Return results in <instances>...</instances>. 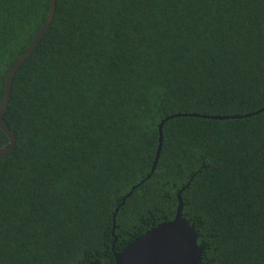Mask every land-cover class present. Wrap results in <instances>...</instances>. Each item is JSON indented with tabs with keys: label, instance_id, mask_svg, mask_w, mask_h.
Instances as JSON below:
<instances>
[{
	"label": "trees",
	"instance_id": "16d2710c",
	"mask_svg": "<svg viewBox=\"0 0 264 264\" xmlns=\"http://www.w3.org/2000/svg\"><path fill=\"white\" fill-rule=\"evenodd\" d=\"M50 5L0 0V106ZM263 107L264 0H57L5 114L0 264H115L180 199L201 264H264V112L168 121L151 175L167 116Z\"/></svg>",
	"mask_w": 264,
	"mask_h": 264
},
{
	"label": "water",
	"instance_id": "95a60500",
	"mask_svg": "<svg viewBox=\"0 0 264 264\" xmlns=\"http://www.w3.org/2000/svg\"><path fill=\"white\" fill-rule=\"evenodd\" d=\"M56 9L57 0H51L50 10L44 25L26 52L19 58L8 74L5 94L0 106V127L8 136L9 143L6 147L0 149V158L10 153L14 149L17 142L16 134L11 130L5 120V114L12 97L14 77L50 28V25L55 18ZM262 112H264V107L255 112L244 115H200L195 113H177L167 116L159 124V145L151 175L155 172L161 157L164 145V128L168 121L188 116L221 121L244 119L253 117ZM151 175H149L148 178H150ZM144 182L145 181H142L138 185H135L127 194L126 198L131 196L133 192ZM113 236L116 237L115 225ZM198 240L199 234L194 225L183 217V202L180 199V206L178 207L175 219L169 222L161 223L157 227H153L140 237L136 238L133 242L129 243L121 252H116L114 255L115 264H201L205 254V247L203 244L199 245ZM113 248H115V243L113 244ZM91 264L102 263L94 261Z\"/></svg>",
	"mask_w": 264,
	"mask_h": 264
},
{
	"label": "clouds",
	"instance_id": "9594fccd",
	"mask_svg": "<svg viewBox=\"0 0 264 264\" xmlns=\"http://www.w3.org/2000/svg\"><path fill=\"white\" fill-rule=\"evenodd\" d=\"M182 201V200H181ZM183 202V201H182ZM178 210V209H177ZM175 219V218H174ZM188 221V220H187ZM116 241H118L117 237H115V241L114 243L116 244ZM198 244H199V241H198ZM199 245H202V244H199Z\"/></svg>",
	"mask_w": 264,
	"mask_h": 264
}]
</instances>
